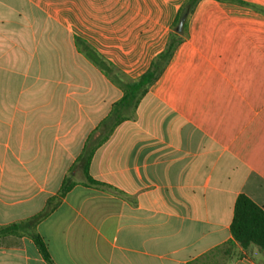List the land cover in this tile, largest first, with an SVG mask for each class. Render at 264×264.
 <instances>
[{
    "label": "crops",
    "instance_id": "crops-1",
    "mask_svg": "<svg viewBox=\"0 0 264 264\" xmlns=\"http://www.w3.org/2000/svg\"><path fill=\"white\" fill-rule=\"evenodd\" d=\"M183 1L0 0V264H264L230 232L264 210V0H199L113 113Z\"/></svg>",
    "mask_w": 264,
    "mask_h": 264
},
{
    "label": "trees",
    "instance_id": "trees-1",
    "mask_svg": "<svg viewBox=\"0 0 264 264\" xmlns=\"http://www.w3.org/2000/svg\"><path fill=\"white\" fill-rule=\"evenodd\" d=\"M198 1L199 0H184L182 2L177 16L171 24V31L164 50L153 58L148 69L136 79L121 80L123 96L121 100L115 104L113 113L118 112V107L125 108L135 106L140 97L147 92L148 87L159 77L169 62L175 47L186 36L188 18ZM219 1L241 3L239 0ZM182 16H185V20L182 25V30L178 32L177 25ZM84 47L88 49L86 45ZM95 61L99 67L105 69L107 72L113 71L110 68V64L103 60L100 56H95ZM66 188L67 187H64L63 190ZM18 229L19 226L17 224L0 227V235L17 234ZM230 232L233 239L239 243L241 247L246 248L247 246L253 244L264 252V210L256 205L247 196L243 194L238 195L234 203ZM32 239L39 248L43 257L47 259V250L41 237L38 234H32Z\"/></svg>",
    "mask_w": 264,
    "mask_h": 264
},
{
    "label": "water",
    "instance_id": "water-1",
    "mask_svg": "<svg viewBox=\"0 0 264 264\" xmlns=\"http://www.w3.org/2000/svg\"><path fill=\"white\" fill-rule=\"evenodd\" d=\"M184 20H185V16H182L177 25L178 32L182 30V25H183Z\"/></svg>",
    "mask_w": 264,
    "mask_h": 264
}]
</instances>
